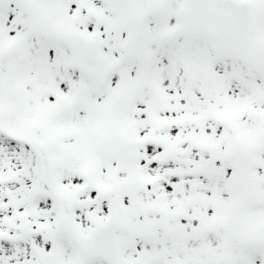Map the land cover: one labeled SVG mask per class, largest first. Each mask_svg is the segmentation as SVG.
Here are the masks:
<instances>
[{
    "label": "snow or ice",
    "instance_id": "1",
    "mask_svg": "<svg viewBox=\"0 0 264 264\" xmlns=\"http://www.w3.org/2000/svg\"><path fill=\"white\" fill-rule=\"evenodd\" d=\"M0 264H264V0H0Z\"/></svg>",
    "mask_w": 264,
    "mask_h": 264
}]
</instances>
